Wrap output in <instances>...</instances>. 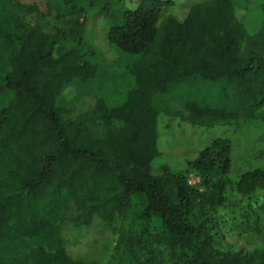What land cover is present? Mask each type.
Segmentation results:
<instances>
[{
    "label": "trees",
    "instance_id": "trees-1",
    "mask_svg": "<svg viewBox=\"0 0 264 264\" xmlns=\"http://www.w3.org/2000/svg\"><path fill=\"white\" fill-rule=\"evenodd\" d=\"M45 1L50 32L27 20L34 6L0 0V264H97L65 251L71 209L82 224L117 218V246L137 264H264V248L221 252L213 215L230 202L239 123L264 128V0H243L261 7L252 29L232 0ZM89 12L137 57L134 87L70 116L62 91L97 73L83 52ZM234 186L264 190V167Z\"/></svg>",
    "mask_w": 264,
    "mask_h": 264
},
{
    "label": "rangeland",
    "instance_id": "rangeland-1",
    "mask_svg": "<svg viewBox=\"0 0 264 264\" xmlns=\"http://www.w3.org/2000/svg\"><path fill=\"white\" fill-rule=\"evenodd\" d=\"M14 1L34 6L36 12L26 18L29 22H41L46 32L58 26L54 12H48L45 0ZM232 2L238 19L247 29L261 23V7L258 4L262 0L255 5L244 4L243 0ZM83 19V52L85 59L97 66V73L90 82L74 84L62 91L58 103L69 111L70 116L93 108L99 99L110 107L116 106L134 87L129 68L137 57L126 55L108 43V25L99 12H89ZM187 96L180 90L169 96V103L172 107H178ZM231 145L232 169L228 176L232 183L230 202L217 208L213 214L218 249L221 252H238L264 248V190H256L250 196L243 197L236 193L234 186L245 171L264 167V128L240 122L231 138ZM117 224V218L106 222L96 217L89 224H82L77 210H69L65 223L60 227L66 253L73 259L87 263L137 264L124 248H118ZM154 264L171 263L167 259Z\"/></svg>",
    "mask_w": 264,
    "mask_h": 264
},
{
    "label": "built area",
    "instance_id": "built-area-1",
    "mask_svg": "<svg viewBox=\"0 0 264 264\" xmlns=\"http://www.w3.org/2000/svg\"><path fill=\"white\" fill-rule=\"evenodd\" d=\"M202 180L198 174L191 171L186 176V184L190 188L201 189Z\"/></svg>",
    "mask_w": 264,
    "mask_h": 264
}]
</instances>
